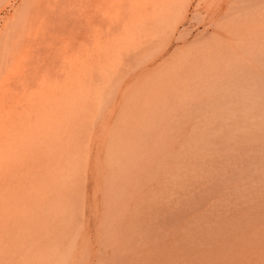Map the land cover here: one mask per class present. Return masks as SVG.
<instances>
[{"label":"rangeland","instance_id":"1","mask_svg":"<svg viewBox=\"0 0 264 264\" xmlns=\"http://www.w3.org/2000/svg\"><path fill=\"white\" fill-rule=\"evenodd\" d=\"M0 264H264V0H0Z\"/></svg>","mask_w":264,"mask_h":264}]
</instances>
